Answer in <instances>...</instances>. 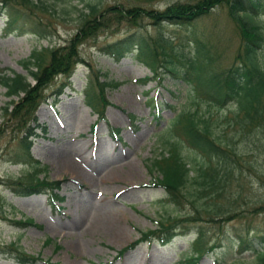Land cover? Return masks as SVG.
Returning <instances> with one entry per match:
<instances>
[{
    "label": "rangeland",
    "instance_id": "obj_1",
    "mask_svg": "<svg viewBox=\"0 0 264 264\" xmlns=\"http://www.w3.org/2000/svg\"><path fill=\"white\" fill-rule=\"evenodd\" d=\"M43 1L49 12L38 14L40 26L32 27L39 23L34 19L19 32L6 31L10 12L8 8L0 10L2 181L22 178L31 171L29 165L15 161L22 152L19 139L24 137V130L20 132L15 126L8 129L5 125L4 108L12 110V103L19 101L21 95L18 98L12 95V86L6 87L2 78L11 76V79L12 73L28 76L25 66L34 73L36 63H30L31 58L66 45L78 32L86 4H98L102 12L114 5L123 8L139 5L157 11L178 0H153L146 4L127 0ZM254 22L264 33V16H256ZM129 33L143 34L150 42L161 33L170 38L172 53L185 57L193 55L192 40L198 38L210 51L213 57L210 67L217 72L235 62L241 43L238 25L230 19L224 6L214 8L210 15L189 26L157 28L148 19H142L137 26L124 22L84 42L78 52L85 63H78L70 77L53 79L43 91V99L32 117L35 120L26 124L35 133L28 138L31 155L47 168L39 177L61 181L58 195L62 201L53 207L47 203L45 194L21 197L13 194L6 184L0 185V264H17L6 254V247L11 243L49 264H188L185 258L194 253L192 241L200 229L207 246L216 247L204 254L199 264L257 263L256 251L264 249L259 240L264 236V131L241 132L230 120L232 104L224 108L209 107L185 81L164 68H160V75H153L135 56V51L116 62L100 50L105 43ZM160 63L161 57L157 66ZM96 75L108 83L104 94L110 105L102 121L84 105L87 80L95 79ZM29 76L26 79L32 85L34 79ZM147 78L152 79L141 81ZM60 88L62 93L58 95ZM183 112L208 118L214 135L235 149L233 176H229L226 189L219 197L200 200L190 197L194 207L204 208L200 214L202 221L195 226L197 230L190 228L166 245L158 241L142 243L117 258V251L139 238L141 232L155 230L158 222L194 213L189 198L175 204L163 188L153 186L155 178H160L155 168L161 165L151 166L155 160L168 156V146L163 141L170 137L174 118ZM110 126L119 130L117 139L110 134ZM173 137L172 141L176 139ZM180 155L191 166L188 176L192 180L196 176L194 163L201 162L202 156L187 145L181 147ZM63 159L81 168L86 177L78 179L69 171H61L58 161ZM185 186L193 190L191 181ZM102 218L113 221L110 229L101 226ZM28 219L33 220V225L18 224ZM239 237L250 242L253 249L241 251ZM46 239H51L50 244L45 245Z\"/></svg>",
    "mask_w": 264,
    "mask_h": 264
},
{
    "label": "trees",
    "instance_id": "obj_2",
    "mask_svg": "<svg viewBox=\"0 0 264 264\" xmlns=\"http://www.w3.org/2000/svg\"><path fill=\"white\" fill-rule=\"evenodd\" d=\"M127 1L146 4L153 0ZM221 6L226 7L230 19L237 23L241 35L235 62L224 71L217 72L211 69L213 57L204 42L198 38L192 40L195 48L191 57L172 53L170 38H165L161 33L153 42L148 41L143 34L129 33L116 41L105 43L100 50L116 62L135 51V56L144 62L153 75H160V68H164L170 75L185 81L195 96L205 101L209 107L224 108L232 104L233 111L230 120H233V124L239 127L241 132H249L251 129L264 131V54L262 52L264 33L254 22L256 16H264V0H186L183 2L178 0L157 11L142 8L139 5L125 8L114 5L102 12L98 4H86V12L82 13L81 18L83 21L73 38L63 47L46 50L41 57L31 58L30 63H36L34 73L29 66H25L28 76H33L32 85L27 82L28 76L23 74L12 73L14 77L11 79V76H2L6 87L12 86L11 94H15L17 98L21 95L19 101L12 103V110L4 108L5 125L8 129L15 126L20 132L24 130V137L19 139L22 152L17 155L15 161L29 165L31 171L15 180L2 181L0 179V185L6 184L13 194L21 197L45 194L47 203L53 207L62 201V197L58 195L61 181H49L45 176L39 177L40 174L47 172V168L42 166L40 161L34 160L31 155V141L28 138L35 136V133L31 132L27 125L30 120H35L32 117L43 99V91L53 79L57 76L70 77L78 63H85L78 52V48L84 42L124 22L137 26L142 19H148L151 25L157 28L169 25L189 26L210 15L214 8ZM3 8H8L10 12L6 31H23L26 25H31L30 21L37 19L38 14L49 12L43 0H0V10ZM38 19L39 23L33 24L32 27L40 26L41 22ZM159 57L162 63L157 66ZM150 79L141 81L148 82ZM86 84L83 91L85 105H88L92 112L98 115V121L105 120V109L110 105L104 94L108 83L101 81L96 75L95 79L90 77ZM61 89L57 90L58 95L62 93ZM130 118L134 120L135 116L130 115ZM210 126L211 121L208 118L198 117L190 112L179 114L173 120L170 137L163 141V144L168 146V156L155 160L151 166L155 168V165H161L160 168H155L160 178H155L153 186L163 188L167 192V198L175 204H180V200L187 201L188 198L190 200V197L195 200L209 196L219 197L220 193L226 189L227 179L233 176L237 152L229 144L221 142L219 136H215L211 131ZM95 127L94 125L93 129ZM118 133V129L110 126V134L115 139L119 137ZM173 136L176 138L174 141L171 140ZM183 145H187L189 149L202 156L201 162L194 163L196 176L191 177L192 180L188 176L191 166L180 155ZM150 169L152 172V168ZM189 181H191L193 190H190L191 186H185ZM191 204L194 207L192 201ZM202 209L204 208L194 207L192 214L158 222L155 230L141 232L139 238L117 251V258H122L127 251L134 250L142 243L158 241L166 245L174 237L186 233L190 228L196 229V224L202 221L200 217ZM218 214L220 213L216 212V215ZM211 221L217 222L218 220L211 219ZM18 224L33 225V220L18 221ZM259 240L263 245L264 236H260ZM50 242L51 239H46L45 245ZM207 245L203 230H197V235L192 241L194 253L185 258V261L188 264H199L203 255L216 247V245H211V247ZM238 247L241 251L253 249L250 242L244 238L239 239ZM6 248V254L17 264H40V262L49 264V261H44L39 256L27 255L15 243L9 244ZM56 249L60 247L56 246ZM256 253V264H264V249L257 250Z\"/></svg>",
    "mask_w": 264,
    "mask_h": 264
},
{
    "label": "bare ground",
    "instance_id": "obj_3",
    "mask_svg": "<svg viewBox=\"0 0 264 264\" xmlns=\"http://www.w3.org/2000/svg\"><path fill=\"white\" fill-rule=\"evenodd\" d=\"M61 161V160H60ZM58 167L60 168V170L62 169H64V170H66L67 172L69 171L72 175H74L76 178H85L86 177V174L84 173V171L81 169V168H78L77 166H75V164L73 163V162H71L70 160H64L63 159V161L62 162H59L58 161ZM61 170V171H62ZM131 170V169H130ZM100 217V216H99ZM102 217V216H101ZM104 217V216H103ZM94 221V220H93ZM96 221H97V219H96ZM95 221V222H96ZM114 221H115V219H114ZM99 222H100V224H101V226H106L105 228H107V229H110L109 227H111L112 226V224L111 223H113V221L112 222H110L108 219H100L99 220ZM97 223V222H96ZM95 223V224H96ZM116 223V222H115ZM100 228V227H99ZM104 229V228H103ZM115 229V228H114ZM114 229H112V230H114ZM94 230H95V228H94ZM96 230H98L97 228H96ZM116 230V229H115ZM119 232V231H118Z\"/></svg>",
    "mask_w": 264,
    "mask_h": 264
}]
</instances>
